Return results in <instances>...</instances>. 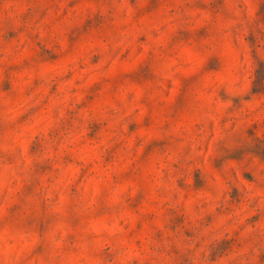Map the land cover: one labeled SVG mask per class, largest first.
<instances>
[{
  "label": "clouds",
  "instance_id": "9594fccd",
  "mask_svg": "<svg viewBox=\"0 0 264 264\" xmlns=\"http://www.w3.org/2000/svg\"><path fill=\"white\" fill-rule=\"evenodd\" d=\"M258 62L264 0H0V264H264Z\"/></svg>",
  "mask_w": 264,
  "mask_h": 264
},
{
  "label": "rangeland",
  "instance_id": "374dc122",
  "mask_svg": "<svg viewBox=\"0 0 264 264\" xmlns=\"http://www.w3.org/2000/svg\"><path fill=\"white\" fill-rule=\"evenodd\" d=\"M71 74H69L70 76ZM253 77L254 82L259 85H264V62H258L256 63L255 67L253 68ZM95 85H92V88L95 89ZM92 95H95V92H92ZM94 131L98 130V127L96 125H93ZM151 151V150H150ZM113 158V149L107 150V153L104 157V162L108 163ZM47 168L43 169L42 171H46Z\"/></svg>",
  "mask_w": 264,
  "mask_h": 264
}]
</instances>
